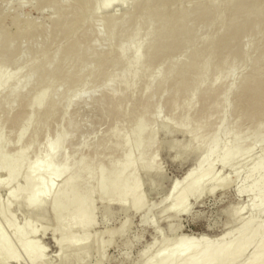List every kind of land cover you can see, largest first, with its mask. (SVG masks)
I'll return each mask as SVG.
<instances>
[{
    "label": "rangeland",
    "instance_id": "1",
    "mask_svg": "<svg viewBox=\"0 0 264 264\" xmlns=\"http://www.w3.org/2000/svg\"><path fill=\"white\" fill-rule=\"evenodd\" d=\"M197 1L180 0L177 4L175 3L176 5H170L171 13L169 12L170 6L165 7L166 10L169 9L165 11V14L168 12V15H172V22L177 20V12L181 14L182 10L186 8L182 16H178L177 22L188 26L189 23L186 25V22H188L187 19L191 13V6ZM227 1L202 0L204 8L210 10L209 8L220 5L221 11L224 10ZM229 1L233 3L239 0ZM137 2L124 0L123 8L116 6L113 9L116 17L120 16L123 10L129 11L130 16L128 15L126 21L117 19L116 25L109 27L104 22V14L87 11V17L82 18L77 12L76 0H0V53L6 51L11 59L13 56V66L2 65L0 70L6 69L12 79V74L15 73L17 66L25 65L26 73L18 86L13 87L9 82L8 85L0 88V139L4 140L6 137L14 136L15 130L12 129V124L20 121L22 114L30 107V102L37 95L48 94L51 91V98L57 100L56 108L51 115L49 114L50 116H40L36 118L37 120L32 118L29 121L28 130L20 145L25 146L31 140L34 141V144L29 147L22 158L20 173L23 172V167L32 160L36 145L46 138L52 139L53 135L59 129H65V126H67V140L64 143L65 156L75 154L77 148H81L76 155L82 157L83 161H87L89 164L88 169H80L76 173V181L83 179L87 171H90L91 165H95L93 162L95 149H97V161L99 159L105 161L109 158L113 133L118 132L122 135L126 130L125 127L130 125L131 116L133 118L141 116L144 119L146 123L144 133L150 131V128L154 129L153 139L143 142V145L145 142L148 145L149 152L145 157L143 156L142 160L146 161L150 155H153V162L161 173L153 176L154 172H151L152 174L145 173L143 169H140L135 172V176L141 183V193L146 202L151 204L153 209L155 208L153 211L151 210L150 215L152 220L154 218V221L157 220L158 229L153 231L148 226H142L139 214L131 213L128 210L124 211L115 206H108L109 208L106 209L92 194L90 203L92 225L89 228V233L92 235L103 232L101 240L106 242V246L102 251L101 264H137L141 250L150 248V252H152L154 246L162 239L167 243L178 235L197 236L202 233L213 238L224 229L231 228L236 224L234 219L228 217V210L233 209L235 203L240 206V204H246L248 200L245 194L239 196L234 194L241 182V175L231 178L229 167H225L220 171V174H227L231 180L224 189H217L211 194L202 195L194 202L189 200L190 210L188 213L178 214L175 218L166 213H164L166 215L160 213L162 204L158 205V203L168 191L170 183L173 180L181 179L186 170L193 165L194 160L193 156L188 157V160L173 157L176 152L174 149H169L168 144L174 141L178 145H182L187 141V138L181 132L167 131L156 123H150L149 117L156 111V106L159 107V112L154 113L157 121L164 118L175 121L176 118L183 115L182 106L187 102L188 97H191L194 109L185 113L190 119L188 130L196 124L195 120L199 118L203 122H201L199 133L203 136L214 130L221 117L225 102L228 109V120L233 121L236 118L238 121L236 125L238 134L252 128L259 117L264 115V99L258 101L256 97V94L259 93L261 96L264 93V15L249 14L250 17L247 15L245 22L248 23H245V30L234 35L235 37L223 38L225 42L216 51L210 52L213 40L220 36L223 37L228 32L230 21L235 19V15L221 12L210 17L211 12H209L210 14L203 12V15H199L196 20H193L190 31L175 30L167 40H163V43H168L167 48L165 47L164 50L162 48L159 54L145 56V52L157 43V38L162 31L161 28H158V21H156L158 19L155 12L157 8L152 5L153 3L155 5L154 0H150V6L152 5L150 9H155L152 11L157 19L151 15L154 14L153 12L150 16L148 12L149 17H145L146 19H136L134 12L135 8H138L139 3L136 5ZM134 5L137 7L134 8ZM74 12L78 13L77 16ZM146 20L150 22L151 26L148 30L144 29L142 24ZM134 24L135 26H133ZM108 32L113 33L109 44L105 40ZM144 32L147 34L138 44L137 54L144 56L148 71L159 61L160 65L156 70L159 71L158 79L165 76L164 74L172 61L187 65L178 76L176 72L172 71L162 82L157 78L153 81L141 79L129 88V81L136 70L131 64L133 42L126 43V52L121 60L115 58L114 50L122 43L125 35L133 36ZM75 42L78 44L76 45L79 51L78 56L84 55V59H69V47L72 48V43ZM107 51L108 54H106ZM229 62H232V67L228 69L226 65ZM125 65H129L130 68L126 70ZM222 65L223 68L218 69ZM217 71L218 73H216ZM107 72H111L113 81H105ZM216 74L218 77L215 85H209L210 79ZM75 76H78V80L85 79L86 86H92V88L83 91L82 95L87 97L85 102L75 101L72 98L74 101L69 104V87L73 84ZM178 77L183 79L181 84H178ZM202 79L208 80V82L201 84L205 81ZM250 79H253L254 82L250 83ZM24 80L27 82L23 83ZM41 80H43L42 83ZM244 81L251 84V86H246V83L244 85L248 91L255 94L257 101L254 104L256 106L252 108L253 111L250 107L245 106V111L237 116L239 100L237 90ZM103 82L105 85L100 86ZM229 82L234 85V88L225 101L222 91ZM41 85H43L42 88H40ZM2 91H5L4 95ZM88 94L92 96L90 97ZM255 98L253 100H256ZM44 108H48L47 103ZM39 113L41 114V112ZM205 120L207 121L206 125H204ZM120 140L121 137L118 139V142L121 143ZM102 144H105L108 150H102ZM257 149L253 150L252 156L260 155V149ZM118 150L111 156L120 154L123 147ZM12 154L11 151H7L8 156ZM252 162L249 158L242 161L240 165L245 163L243 166L246 168ZM219 170V167L216 166L215 171ZM4 172V169H0V180L3 178ZM61 178L55 182L58 191L62 188ZM21 186L22 182L18 178L11 183L8 192L0 186V207L6 206L7 208L5 217L0 214V231L5 233L14 255L18 258V264H40L30 260L28 254L20 248L15 236V231L19 229H23L25 234H28L25 236L26 240H36L37 248L41 251L44 250L45 264H69V260L62 261L56 254V241L63 233L59 229L55 230L54 217L47 207H44L41 212H38L36 208L25 207L22 199L13 195ZM27 186L30 187L29 184ZM252 212L243 209L242 215L246 217ZM258 215L261 216L260 220H264V211L257 213ZM7 219L13 221L12 227L8 225ZM122 224L126 230L123 231L124 234L119 235L115 230ZM110 229H112V234L107 233ZM30 233H34V239L30 237ZM76 235H78V231L75 232ZM93 245L81 261L74 260L70 264H94L99 257ZM0 258L2 259V257Z\"/></svg>",
    "mask_w": 264,
    "mask_h": 264
},
{
    "label": "bare ground",
    "instance_id": "2",
    "mask_svg": "<svg viewBox=\"0 0 264 264\" xmlns=\"http://www.w3.org/2000/svg\"><path fill=\"white\" fill-rule=\"evenodd\" d=\"M76 1V8H78L77 12L82 18L87 17V11H89V13L104 14V22L109 27L115 26V21H117V19L126 21L130 13L127 10H123L122 14L120 13L121 15L116 17V13L113 12L116 6L123 8L124 0ZM134 1L137 2L136 0H133V2ZM249 1L239 0L232 3L228 0L224 10L221 11L222 7L220 5H216L208 10L204 8L202 0H198L191 6V13L187 19L188 22H186V25L189 23L188 26H183L182 23L177 22L186 8L182 10L181 14H179L180 12H177L178 15L173 13L177 15V20L175 19L172 22V15H168V12L165 14V11L169 9L171 13V6L173 4L176 5L180 0H154L155 5L154 3L152 5L157 8L154 10L158 19L153 12L154 10L152 9V11L150 9L152 6H150V0L138 1L136 3V5L139 3L138 8H135L137 6L134 5V8L137 10L134 9V14L136 13L135 17H137L136 19L147 17L148 12L150 16L151 12H153L154 14L151 15L157 19L158 28H161L162 31L157 38V43L151 46L144 55H156L161 53L162 48L164 50L166 46L168 47V43H163V40H167L168 36L175 30L190 31L193 20H196L199 15H203L204 13L207 14V12L208 14L211 12L210 17L211 15L213 16L221 12L235 15V19L230 21L231 24L228 32L225 33L223 37H217L211 43L212 50L210 52L216 51L221 44L225 42L223 38L226 37L228 39L245 30V23H248L245 22L247 15L248 17H250L251 14L255 16L264 15V0ZM165 7H169V9L166 10ZM180 9L179 11H181ZM77 12L76 14H78ZM142 24L146 30L151 28L148 20L144 21V23L142 22ZM133 26H135V24ZM112 34V32H108L105 38L107 44H109L108 42H110ZM145 34H147V32L133 36L125 35L122 43L114 50L115 58L121 60L126 52V43L129 41L133 42L134 48L131 64L136 70L129 81V88L134 86L141 79L153 81L158 77L159 71L156 70L159 68V61L148 71L144 56L142 57L137 54L138 44L143 41ZM72 45V48L69 47V59H84V55L78 56L79 51L76 46L78 44L75 42L72 43ZM108 53L107 51L106 54ZM11 57L12 59L8 57L6 51L1 52L0 66H13V56ZM201 62H203V60H201ZM186 65L187 64L178 63V61H172L164 74L165 76L159 77L157 80L162 82L172 71L176 72L178 76L183 68H186ZM24 67L25 65L17 66L15 73L12 74V79H10L6 69L0 70V88L8 85L9 82H11L13 87L18 86L26 75ZM231 67L232 62H229L226 68L229 69ZM129 68V65H125L126 70ZM221 68H223V65L218 69ZM44 69L46 70V68ZM216 73H218V71ZM217 77L216 74L210 79L208 84L211 86L213 84L215 85ZM69 78H71L70 75ZM73 78V84L69 87V104L74 100H82L85 102L87 97L82 95V93L83 91L91 89L92 86H86L85 79L78 80V76ZM182 80V77H178V84H181ZM203 80L205 79H202V81ZM252 80L253 79H250V83L254 82V80ZM105 81H113L111 72H107ZM25 82L27 81L24 80L23 83ZM42 82L43 80H41V83ZM184 82L185 79L183 83ZM198 82L200 83L201 80ZM204 82H208V80L201 82V84ZM244 84L246 86H251L248 81H244L242 86L237 90L239 98L237 116L245 111V106L252 109L256 106L254 104L257 99L258 101L264 99V93L261 96L259 93L256 94V99L254 96L255 94L250 90L248 91ZM101 85L104 86L105 83L103 82L100 86ZM42 86L43 85H41L40 88H42ZM233 88L234 85L230 82L225 85L222 91L225 101L228 99V95ZM2 93L4 95L5 91H2ZM51 96V91L50 93L48 92V94L44 93L37 95L36 98L30 102L31 105L25 110L23 113L24 115L22 114L20 121L18 120L17 123L12 124V129L15 130L14 136L6 137L4 140L0 139V169H4L5 171L3 178L0 180V186L8 192L10 191L11 183L14 179L18 178L19 181L22 182V186L16 190L13 195L22 199V203L25 207L36 208L38 212H41L44 207H47L48 211L54 217L55 230L59 229L63 233L56 241V254L60 260L65 262L69 260V264L74 260L79 262L85 257L91 245L94 244L93 248H96L99 257L94 264H101L102 251L104 246H106V242L101 240L103 232L94 233L92 235L89 233V228L92 225V212L90 207L92 194H94L95 199L99 200L106 209L108 206H115L124 211L128 210L131 211V213L139 214L142 226H148V228H152L153 231L158 229L156 226L157 220L154 221L155 218L152 220L150 215L151 210L153 211L155 208L153 209V206L146 202L141 193V183L135 176V172L140 169H143L145 173L154 172L153 176H155V174L160 175L161 173L158 166L153 162V155H150L146 161L142 160L143 156L145 157L149 152L148 145H146V142L144 143L145 145H143V142L153 139L154 129L150 128V131L144 133V128H146L144 119L141 116H135L134 118L131 116V119L128 118L130 119V125L125 127L126 130L122 135L118 132L113 133L109 158L105 161H101L100 159L97 161L96 156L98 155L97 149H95V156H93L95 165H91L90 171H87L83 179L76 181V173H78L80 169H88L89 164L87 161H83L82 157L80 158V156L78 157L76 155L81 148H77L75 154L65 156L64 143L67 140V126H65V129H59L53 135L52 139L46 138L36 145L32 160L23 167V172L20 173L19 170L22 158L29 147L34 144V141L31 140L25 146L22 144L20 145L21 140L28 130L29 121L32 118L36 119L40 116H50L56 108L57 100L52 99ZM88 96L91 97L92 95L88 94ZM262 96L263 98H261ZM252 97L256 100H253ZM72 98H74V100ZM262 101L263 100H261V102ZM46 103L48 104V108L45 109L44 106ZM211 106L214 107V105ZM182 107L184 113L176 118L175 121H171L168 118L157 121V117L154 113L159 112L158 106H156V111L149 117L150 123H156L162 128L167 129V131L181 132V134L183 133L186 136L187 141L182 145H178V143L174 141L168 144V148L174 149L176 152L173 156L174 158L184 160L193 156L194 160L193 165L186 170L181 179L176 181L173 180L170 183L168 191L158 203V205L162 204L160 213H166L170 217L175 218L178 214L188 213L190 210L189 200L194 202L202 195L211 194L217 189H224L231 180L227 174H220V171L225 167H229L230 173L233 175H231V178L240 177L241 175V182L234 191V194L235 196L245 194L248 200L246 204H240V206H237L235 203L237 207L234 205L233 209L228 210V217L236 221L233 227L224 229L213 238L208 237L207 234L201 233L197 236H190V234L178 235L167 243L162 239L154 246L152 252H150V248L149 250H141L138 255L139 262L137 264H264V220L259 219L261 217L260 215L257 216V213L264 211V115L259 117L252 128L247 131L245 130L242 134H238L236 131L238 121L236 118L233 121L228 120V109L225 102L221 117L214 130L212 128L213 131L211 133L209 132V134L203 136L199 133V129L202 125V121H200L199 118H195L196 124L188 130L190 119L185 113L192 108L194 109L191 97H188L187 102ZM43 108L44 110H42ZM39 112H41V114ZM204 122V125H206L207 121L205 120ZM120 137L121 143L118 142ZM101 146L102 150H108L105 144ZM121 147H123V150H120V154H116V156L112 157L111 155L114 154L115 151H119L118 149ZM255 148H258L257 150L260 149V155L252 156V152ZM7 151H11L13 154L8 156ZM249 158L253 162L248 167L244 168L243 165L245 163L240 165L242 161L248 160ZM216 166L219 167V171H215ZM131 171H133V173H131ZM60 178L62 188L58 191L55 182ZM27 184H29L30 187H28ZM59 201H61V203H59ZM229 207L232 206L229 205ZM243 209H248L253 212L243 217ZM6 211V206L0 207V214L4 217ZM7 221L8 225L12 227L13 221L11 219H7ZM111 230L112 229H110V231L108 230L107 233L112 234ZM125 230L122 224L115 231L119 235H122ZM12 231H14V229H12ZM76 231H78V235L75 236ZM25 233L23 229L15 231V236L20 248L28 254L30 260L45 264L44 250L42 249L41 251L37 248L36 240H26L25 236L28 234ZM29 235L33 237L32 239L35 238L34 233H30ZM10 246L11 245L5 237V233L0 231V257H2V259L0 258V264H18V258L14 255Z\"/></svg>",
    "mask_w": 264,
    "mask_h": 264
}]
</instances>
